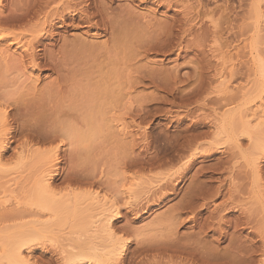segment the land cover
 <instances>
[{"label": "bare ground", "instance_id": "bare-ground-1", "mask_svg": "<svg viewBox=\"0 0 264 264\" xmlns=\"http://www.w3.org/2000/svg\"><path fill=\"white\" fill-rule=\"evenodd\" d=\"M2 1L3 0H0V70L1 71L3 70L4 74H6L7 71L5 72V69H15V71L18 72L19 78L23 77L21 79L22 81L25 78L24 79L25 81L31 80V82L28 81L29 84H27L28 82H25V81L21 82L20 87L17 86V88L14 89V91H16L14 93V96H16L15 98L14 96H9L7 94L2 95V96L0 95V139L4 138L3 134L5 133L8 137V139L3 144V146L0 147V161L10 141L11 140L14 141V139L17 136L18 137L21 136V134H23L24 131L27 130V128L30 129L29 131H31L30 133L32 134V137H35L38 140V143H41V144L48 143L50 142V140L52 141L55 139L57 140L58 138V146H56L53 149H49V150H45V149L42 150L40 148L33 149L28 144L23 143L20 147L18 155L20 157H23L25 155L34 157L38 160V164H39L38 169H37L38 175L36 174L37 175L36 179L33 180L32 185L27 190V194H26L28 201L30 200V204H28L29 202L26 204L30 206H34L36 210L39 212L40 211L49 212L51 216L54 218V222L52 223L51 221L53 227L54 226L60 227L61 224L66 225L68 233H67L66 238L64 239L65 244L62 245V244L56 243L52 238H50L47 235V229H50L52 225L51 226L49 225L50 227L46 225L35 224V223H30L29 227H27L24 224L22 225L19 224L18 226L16 224L15 225L14 224L13 225L12 224L3 225L2 222L4 219H0V264H120L121 261H126V264H151L150 261L156 262V260L154 259L157 256H159L161 259L162 257L163 259H165L164 256H167L166 257L167 259H171V257L174 256V254L178 255V253H180L178 252L180 251L179 249L180 247L186 249L183 252L184 257H182L183 259L185 258V260L182 259L183 261H186L185 264H198V259L202 261V264H216V263L218 264L219 261H222V264H228V263L232 264L233 262L235 263L236 261L240 262L239 264L241 263L243 264V262L245 261L247 262V260H245L244 257L248 258L249 260L248 264H251L252 261L249 259V256L247 257V254H244L245 255L244 257L240 256L242 254L237 255L235 253L234 255H229L230 253L228 254V251H227L226 253L228 255L226 257V254L224 253L223 255L219 256L218 252L216 251L212 252L213 250L209 249L210 251L205 252L204 255H202L203 253L200 251L201 254L198 256L199 251L197 247L193 246L194 248L192 247L191 249L188 246H179L177 245V241H176L178 239H175L176 244L171 241V238L170 239L168 238L169 239V241L167 240L168 243L161 244V242L160 243H157L156 241L154 242L153 241L154 239H152L151 241V238H147V236L149 235L145 236L146 234L145 235L140 234L138 230L136 231L135 229H133L131 225L130 226L126 225L124 227H118L117 221H120L121 219L126 218L128 213L131 216H133V214L136 215L139 211H144L145 209L147 211L148 207L147 205L146 207L140 206V202L137 203L134 200L131 201L133 205L131 208L122 207V205H124L128 201H126L124 198L121 197L120 191H118L117 189L111 186H110V189L109 188L106 189V193L108 195L104 199H100V197L99 199L97 197L96 198L94 197L93 199H91L92 202L90 200H88L90 202H87L86 199H85L86 200L85 202V200H83L85 194L82 195L70 189L64 195H62V197L55 198V196H57L58 194L55 193L54 187L52 185V182H54V180L57 177L64 175L62 182L67 183L68 186L70 184L71 185L87 184L89 188H93L96 185L97 187L103 186V184H100L101 181L99 182L97 179H93L91 177L92 174L78 175L79 173L77 171H73V169L71 171L70 168H69L70 171L67 169L68 171L67 172L65 171V173L63 170L60 171L61 167L59 166V164L61 162V159L58 156V154L61 151V147L66 144L65 142H67L69 147L74 146V148L75 147L78 148V145L82 146L81 145V143H83L82 141L85 142L86 139H87V142L88 140L90 141L89 142L90 145L91 143L96 144V142L94 143V141L95 139H98L100 136L97 138L95 137L102 133H104V135L102 136H105L108 139L109 138L114 139V137L116 138L125 137V136L128 137V135H130L131 137L133 134L131 135V133H128L129 131H126L129 128L128 127L129 125L126 126L125 124L124 126L123 120L125 119L130 120V123H132L131 127H133L132 130L134 129L135 131V136L136 135L140 136L142 139L141 138L139 139L142 142L143 141L145 142L146 140L145 130L146 129L145 127H141L140 124L144 123L143 121L148 117V115L150 116V110L148 108L151 107V104L152 105L154 104L152 103L153 100H155L154 101L155 104L157 101H158L157 103L163 104L165 102L168 103L167 101L168 97H171L173 100L170 101V103L175 106L177 103L174 100L175 98L179 97V99L183 101L184 103L191 102L192 104V102L194 103L198 102V99H199L198 97L199 96L201 97L204 91L212 92V91H209V87L210 85L212 86L213 82L211 81V79H207L205 75L206 70H208L207 67L211 66L209 64L210 62L208 61L206 63L205 61H203L204 64H201V67H200L201 70L199 69L200 71H198L197 69L198 59L196 60L195 58L196 56H198V48L200 46H198V42L192 43L191 42L192 40H191L189 43L190 39L186 40V38L191 35L192 28L195 25L196 26L198 25V21H197V24L194 23L195 25H190L188 23L191 21L193 22L197 20V18L199 17L200 11L198 10H196V12L194 11L195 12L194 15H191L190 17L188 16V18L185 16L184 17L185 19L182 20V22L184 21L183 23L179 19L177 20L173 19L171 22H168V23L165 22V23L153 25L152 22L150 23L149 21H147L146 18H143L145 19L146 22L144 20H142L144 21L142 22L139 19L135 18L134 15L132 14L133 11H130L131 9L125 10V9L120 8L118 9V12L116 14L115 13L116 8L114 9L115 10L114 12L112 10L113 9L112 6L109 5L111 6L110 11H109L107 8L108 5H105V3L104 4L100 3L102 2V0L100 1L99 0H39L35 6H32V8L30 7L31 3H29L31 1L24 0V6L27 3L25 7L23 6V4L21 5V8L23 7L25 8L24 12L23 10H21V8L18 10L15 9L16 11H18L17 14L22 13L23 14V15L21 14L22 16L17 15L15 11V14H12L13 17L11 15H8L7 18H3L5 16H3V14L1 15V13L5 8L4 6H2ZM19 1H17V4L19 3ZM137 1L141 4H144L145 2H147L146 0H137ZM170 1L169 0H154V2L157 4H160L161 2L170 3ZM14 2L16 3V1ZM21 2L23 3V1ZM174 2H177V1L174 0ZM195 2L197 6L201 5L200 4L201 0H196ZM81 5H83V7H81ZM90 5H96V6L93 7L92 11H85V9L90 7ZM254 5L256 6L257 4L254 3ZM28 6L31 9L33 8L36 9L35 11H33L34 12L32 13L33 15H30L32 10H30ZM255 6L253 9H255ZM17 7H20V5L19 6L17 5ZM195 8H198V7H195ZM189 14L190 13H187L186 15H189ZM255 14L257 16L256 12ZM16 15L18 17H16ZM9 16H11L10 19L8 18ZM69 22H71L70 24L71 27L74 23H76L75 27H77L78 24H82L81 22H86L85 24L89 23L91 26H94L93 27L94 29H96L97 27V29L101 30L102 32L104 31L106 32L108 31V29H110V34H109L110 36L108 38L109 40L108 44H103V45L96 44L95 45L92 43H88L86 41L73 40L75 45L73 44L69 48L68 53L66 49V53H65V54H68L67 57L69 58L68 59L69 61H71V57H69L70 55H73V53L76 55V56L73 55V57H75L74 60L77 63L76 64L77 66L75 65L76 66L75 72L76 71L79 72L80 77L84 79L82 80V82H84V84L82 85L85 86L84 90H88L87 93L85 92L86 94L84 95H86L85 98H87L86 100H88L89 102L88 104L90 108L89 109L87 108L88 113H86L85 111L86 109H85L84 113L83 111H81V114L84 115V117L82 116V118H85V115H86V120L92 118V121L89 122L88 120L87 121L88 123L85 122L86 123L85 127L87 128V131L85 130L84 134L82 133V131L81 133L80 131L77 132L76 127L75 129L74 127H72L71 124L73 122L71 124L68 123L69 117L73 116L72 115L73 113H70L74 111V110L71 111L73 109L72 103L74 101L75 102L77 101L76 99L77 97L78 98L80 97V96H77L79 93L77 87L75 89H77L78 93L73 92V91L72 93L67 92V91L64 92L62 89L59 88L61 85L56 80L53 82L49 81L48 83H45L43 87L39 88L37 87V85H35L36 81L38 80V75L35 78H33L34 76L32 72L33 70H37V69L40 70L42 67L44 70V66H47L46 67L47 69L50 68L48 66L52 67V64H53L52 61L54 57L51 56V54H49L50 52L48 53L47 50L43 52V49L44 48L46 49L47 44L51 42H53L52 45H55L57 41H60L59 36L56 37L58 32L54 31V25L57 23L58 26L56 27H59V28L61 27V28H64V30H67L69 27L68 26ZM210 24L213 28H215V25H216L215 22L211 21ZM21 25L22 26L28 25V27L23 26V29H22ZM20 26L22 30L21 29L17 30L16 28L17 27L19 28ZM24 27H27V28L24 29ZM101 31L99 32L101 33ZM47 40L50 42L47 43L48 42ZM66 46H64V48ZM38 47H39V50H38ZM40 47H43V48H40ZM40 49L42 50V52L40 53H44L46 54V56L49 55V57L45 60L44 63H41L40 60L37 59L41 55L40 53H38ZM182 50H184L185 54L188 51L187 52L188 55L190 51L195 50L192 52H194L195 54V55L193 54L195 56L193 59L197 61V64L194 65L195 68L194 67L191 68L188 66L192 71L191 74L187 73V75H185L184 73L183 75L182 74L180 75V73L178 72V69L181 66L177 67V69L173 68V67H176L177 65L173 66L172 67L173 69L172 68L165 69V68H162L163 66L162 64H158V62L154 60L153 58L152 59L154 61L148 60L149 59L148 55L162 56L163 58L164 56H168L169 53L171 52L174 53L175 51H177V54H176L177 57H180V54H181L180 52H182ZM209 51L211 54L215 52V50L212 51V49H209ZM76 57H77V60H76ZM211 57L215 59L216 56L212 55ZM55 59L56 58H54V60ZM193 59L192 60L190 59L191 63L193 62ZM57 61L59 60H56V62ZM56 62H54L55 63L54 65L59 63V62L58 63ZM199 65H200V62H199ZM72 66H70V68H72ZM67 67L69 66L67 65ZM70 68H68V70ZM3 72H1L2 76L4 75ZM237 73L238 72L235 69V76L237 75ZM221 74L216 73L214 74V76L220 80L221 77L223 76ZM232 75L233 74H231V77ZM72 76H73V73H72ZM1 77H0L1 79L0 83L2 84L7 83V85L9 83L14 84V82L5 81L4 80L5 78L3 77L1 78ZM217 79L215 81L214 79H212L214 81V84H216L215 82L217 81ZM185 81L187 82L186 85H184L185 83H183ZM24 83H26L27 85L25 84L26 86H22V84ZM226 83L225 81L221 79L218 82V87L217 88L216 86H213V87H215L216 90H218V92H220L221 90L229 92L228 90L229 83L227 85ZM179 84H182V87L183 85L184 87L186 86V89L188 87L187 91L185 92L186 89L180 90ZM136 86L138 87L147 86V88L153 87L157 89L159 92L160 91L164 92L165 96L164 97H161V95L160 97L157 96L159 99L156 96H154L155 94L154 95L145 94V95H139L140 97H135L133 96V94H131V89L132 90L135 89ZM79 87L82 88V86H79ZM257 87L261 88V85H258ZM257 90L258 88L255 87V92ZM255 92H252V93L255 94ZM257 92H256V96L254 95L255 98L253 96V101L254 99L257 98V100H259L258 107L260 108L264 104V101L263 102L261 101L262 91H257ZM220 93H224V92H220ZM250 95L248 96L249 98H251ZM81 97L82 99L84 98L82 95ZM107 102L108 104L111 105V107L109 106L110 109H108V112H106L107 110L105 111L104 109V105ZM136 102H138V104ZM247 103L248 102H245L244 105ZM67 104H69L70 106L69 110H68ZM135 106L137 107L139 106L138 109L135 108ZM224 106H226V104H223V107ZM242 107L243 105H238L233 110L227 109L223 111L221 115L216 114V117H215L216 119L213 118L214 121L212 122V127L214 126V129H215L213 130L214 133L210 131L213 134L211 138L214 141L210 145L208 144L210 146V149L208 148L209 149L208 153L206 152L207 154L204 153L203 155L210 156L212 153L221 152V149L225 147L224 144L228 142H231L233 144V145H230L229 143L230 146H233L232 147L233 150L235 149V150L240 151L242 142L247 140L251 144V147H253L252 151L248 155V163H249V166L251 167L250 170L252 171L253 175L256 178H259L262 173L260 161L264 159V150L260 149V144L258 145L257 143H259L258 135L261 136L259 132L262 130V128H264V125H263L264 122L258 121L260 119L259 118L257 119V122L255 121V124L252 125L251 121L247 119L248 118L246 115L247 113H245ZM78 108H80V105ZM262 109H263L261 110V112L263 113L262 117H264V108ZM80 110L78 109V111ZM75 114H76V110H75ZM255 115H257L258 117V114H255ZM65 117L68 118L67 121L66 119L64 120ZM82 118L80 117V119ZM60 119H63L64 122L62 123ZM78 119L79 118H77L76 120ZM147 119L149 120V118ZM72 120L73 119L71 117L70 121ZM177 122L180 123L181 120L178 119ZM75 123H74V126H75ZM13 124H17L19 125V127ZM38 125L39 126L43 125V127L44 125H46V128L48 130L46 131L45 129L43 133L39 132V130L38 132H36L37 130L35 129L37 127L35 126H38ZM199 125H198V122H194L189 127V130L186 129L188 130L186 131V133L187 132L191 133L192 131L194 133L195 130L198 129ZM146 128L148 127L146 126ZM129 130L131 129L129 128ZM141 130L142 132H140ZM211 133L209 135H211ZM242 133H244V135H242ZM201 134L206 135L205 133H201ZM197 135H195V133L193 135L191 134L190 136L188 135L189 137L188 139L190 140L186 139L185 142L183 141V143L179 145L178 147L175 146V147L170 148V150L172 152H175L179 156V158L186 154H189L188 156L190 157L188 158L187 160L188 162L187 164H185V167L182 168V172L177 176L179 178L178 180L177 179L175 180L177 182H175L174 180L172 181H174L175 183H172L171 181L172 184L166 182V184L159 190V195L157 194L158 195L157 198L154 199V202L157 201L156 203L153 202L154 204L161 205L163 203V200L166 197V194L171 195L170 190H172L171 192L173 196L176 195V188L178 186V183L180 182L182 183L184 179V174L195 164L196 160L198 159L197 155L200 149H199V146L195 144L197 140L196 139ZM203 135L201 137H203ZM135 136L132 137V139L135 138ZM183 139H185V136ZM135 143L136 142H134V144H132V146L130 147L126 145L128 147L126 149L121 147V149H124L123 154H126L125 156H127L125 160L126 161L125 167L127 169L134 170V168L137 169V167L153 166L156 163H159L161 161V159L160 160L159 159H150V160L147 159L146 160L145 159L146 157L145 158L141 157V155L142 156L146 155L150 148L148 147L147 143L146 145H143V146H139L138 144L136 145ZM135 145L136 147L137 146L138 147L135 148ZM78 150L76 149V152L74 150V152L72 153L70 151L67 157H69L71 160L74 156H76L77 159L80 160V163L83 165L85 161L82 160L83 154L81 153L82 151H87V150H83V147H82V149L79 150V153H77ZM201 153H202V150H201ZM94 180H97V181H94ZM200 186H202V184ZM200 186L198 187V184L195 185L194 189L192 190L190 189L191 191L187 193V195L185 194L186 196H183L182 209L179 210V208H177V210L181 212L182 210L186 208L193 207V205L196 204V201L199 200L198 198H201L200 196H203L204 194H208L211 191L207 189L209 187L207 188L205 187V184L203 185L204 187H200ZM220 188L217 187L214 191L212 190L213 194L215 195L220 194V191H219L221 190ZM81 196H83V198ZM122 199H124L125 201H122ZM149 202H150V199L149 200L146 199L145 203H149ZM117 209L120 212H122V210L125 209L126 212L124 213L123 216H117L114 214L115 210ZM231 210L233 211L234 208H232ZM26 213L31 214L35 212L32 210V208H30L28 211H26ZM229 213L230 212L226 214H229ZM179 216H180V213H178L174 217H171L170 224H172V226L177 223L178 221L177 217ZM222 218L219 219V222L223 220ZM49 220H51V217ZM189 221L190 220L187 219L185 221L177 223V225L185 224V223H188ZM134 222H135L134 219L131 218L129 224H133ZM193 223H195V221H193ZM223 224L226 225L224 228L225 230L226 228L230 227V223L228 222H223ZM248 224H249V219L243 218L242 220L239 219V221H236L233 227L237 229L239 226L244 227V225H248ZM114 225L115 227H113ZM175 227L177 226H174L173 229H171V231L174 230ZM261 227L260 228L262 229V231L259 230V232L260 231L261 233L263 232V235H264V225ZM224 229L222 230L223 233L219 235L220 237L226 236L224 234H226L227 232ZM257 232H258V229H257ZM114 233L116 234V236H119L120 233H126V234L132 233L133 240H135V246L131 248L133 244V240L129 238L128 236L123 239H118V238H114ZM139 236H140V239H137ZM178 241L180 242L181 240H178ZM190 245L191 244H189V246ZM176 246H179L177 247V249L179 250H176ZM38 249L44 252H50L52 253V255L54 254L55 256L54 257L55 259H53L54 262L52 259L45 262L44 259L42 258V255H40L39 257L34 256V253ZM168 252L170 253V255H168ZM177 255L176 257H178ZM224 256L226 258H223ZM222 258L227 263L226 262L224 263ZM261 263L264 264V259H263V262ZM152 264H155V263H152ZM244 264H247V263H244Z\"/></svg>", "mask_w": 264, "mask_h": 264}, {"label": "rangeland", "instance_id": "rangeland-1", "mask_svg": "<svg viewBox=\"0 0 264 264\" xmlns=\"http://www.w3.org/2000/svg\"><path fill=\"white\" fill-rule=\"evenodd\" d=\"M14 1H16V3ZM17 1L19 0H3L2 1V6H4L5 8L1 13V15L3 14V16H5V17L2 16L3 18H7L8 15L12 16V14H15V11H16L15 9L17 10L20 9L22 4L24 6V0H20L18 4H17ZM21 1H23V3ZM30 1H31L29 2L31 3L30 7L32 8V6H35L39 0H30ZM136 1L137 0H102V2L100 3L101 4L105 3V5H108L107 8L109 11H110V7L112 6L113 8L112 10L114 12L116 10L115 12L116 14L118 12V9L120 8L125 9V10L131 9L130 11H133L132 14L134 15L135 18L139 19L140 21L142 20L145 21V19L143 18H146L147 21H149L150 23L152 22L153 25L165 23V22L168 23V22H171L173 19H176V20L179 19L182 22V20L185 19L184 18L185 16L188 18V16L190 17L191 15H194L196 10L200 11L199 17L197 18V20L193 22L191 21L188 23L190 25H195L194 23L197 24V21H198V25H197L198 27L195 25L193 27L194 29L192 28L191 30L192 33L190 36L188 35H187L188 37L186 36L187 37L186 40L190 39L189 43L191 40H192L191 41L192 43L198 42V46H200L198 48V56H196L195 58L196 60L198 59V68H197L198 71L201 70L200 67H201V64H204L203 61H205L206 63L208 61L210 62L209 64L211 66L208 65L210 68L207 67L208 70H206L205 75L207 79H211V81L213 82V84L211 83L212 86L210 85L209 87V91H212V92L204 91L201 97L200 96L198 97L199 98L198 102L197 103L192 102V104L191 102L184 103L183 101L179 99V97L175 98L174 101L177 103L176 105L178 107L176 105L175 107L174 105L170 103V101L173 100L171 97H168V100H167L168 103L165 102L163 104L157 103L158 101L155 104L154 102L155 100H153L152 103L154 104L153 105L151 104V107L149 106L151 109L148 108L150 110V116L148 115L147 117L149 118V120L146 118L147 121L145 119L143 121L144 123L140 124L141 127H145L146 129L145 130V135H146L145 142L144 141L142 142L139 139L141 138L140 136L138 135L135 136V131L134 129L132 130L133 127H131L132 123H130V120L128 119H125L123 121H124V126L125 124L126 126L129 125L128 127L131 130H129L128 128L126 131H129L128 133H131V135L133 134L131 137L130 135H128V137L127 136L120 137V138L114 137V139L112 138L108 139L107 137L102 136L104 135V133H102L95 137L97 138L100 136L98 139H95L94 143L96 142V144L91 143V145L93 144L91 146L89 144L90 141L88 140L87 142V139H86L85 141L86 143L82 141L83 142L81 143L82 146L78 145V148L77 147L74 148V146L69 147L67 142H65L66 144L64 143L65 145L61 147V151L58 154V156L61 159V162L59 164V166L61 167L60 171L63 170L65 173V171L67 172L70 168L71 171L72 169L73 171H77L79 173L78 175H89V174L93 175L94 174L93 176L91 175V177L93 179H97L99 182L101 181L100 184H103V186L97 187L96 185L93 188H89L87 184H82V185H77V184L71 185L70 184L68 186L67 183L62 182L63 177H64L63 175V176L57 177L54 180V182H52L54 191L56 194H58L57 196H55V198L62 197V195H64L70 189V190L75 191L76 193H80L82 195L85 194L84 198L83 196H81L83 200L86 199L87 202H90V201L92 202L91 199H93L94 197L95 198L97 197L98 199L99 197L100 199H104L105 197H107L108 194L106 193V189L108 188L110 189V186H111L117 189L118 191H120L121 197L124 198L126 201L129 202V201L134 200L137 203L140 202V206L146 207L147 205L148 207L147 211L146 209L144 210L146 212L139 211L136 215L133 214V216H131L128 213L126 217H130V219H126V218L121 219L120 221L122 223H117L118 227H124L126 225H129V226L131 225L132 228L135 229L136 231L138 230L140 234H143V235L146 234L145 236L149 235L147 236V238H151V241L152 239H154L153 240L154 242L155 241L157 243L161 242V244L168 243L167 240L169 241L170 238L173 243H175V239L181 240L180 242L176 240L177 245L188 246L191 249L193 246L197 247L199 251L198 256L201 254V252L203 253L202 255H204L205 252H208L210 250H213L212 252L214 251L218 252L219 256L223 255L224 253L226 254V257L229 253H230L229 255H234V253L237 255L242 254L240 256H243V257L245 256L244 254H247V257L249 256V259L252 261L251 264H262L261 262H263V259H264V235H263V232L261 233L262 231L261 226L264 225V215H263L264 214V159L260 161L262 173L259 178H256L253 175L252 171L250 170L251 167L249 166V163H248V155L252 151L253 147H251V144L247 140L242 142L240 151L235 150V149L233 150L232 148L233 146H230L233 144L231 142H228L224 144L225 147L222 148L221 152L219 153L215 152V153H212L210 156H205L203 154L208 153V150L210 149L209 145L214 141L211 138V136H213L212 133H214L213 130H215L214 126L212 127V122L214 121L213 118L216 117V114L221 115V113L227 109L233 110L238 105H243L242 109H244L245 113H247L246 114L248 117L247 119L251 121L252 125L255 124V121L257 122V119L259 118L260 119L258 121L264 122V117H262L263 113L261 112V110H263L262 108H264L263 107L264 104L262 105V107L259 108L258 107L259 100H257L256 98L254 99L255 102L253 101V96L254 95L256 96L257 91H262L261 97L263 98V100L261 98V101L262 102L264 101V70H262L264 69V65H262V60H264V0H255V1L254 0H201L200 4L202 6L201 5L197 6L195 2L196 0H186V1L176 0L177 2H174V0H171V1L169 0L170 3L161 2L160 4L155 3L154 0H146L148 3L145 2L144 4H148L149 8L141 7L139 8V10L134 5H144V4H141L138 1L137 2ZM254 3L257 4L256 5L257 7L254 5ZM17 5L18 6L20 5V7H17ZM254 6L256 10L253 9ZM195 7H198V8H195ZM23 8H21V10H23L24 12L25 8L24 9ZM31 8L30 10L32 11L30 15H33L32 13H34L33 11H35L36 9L33 8L34 9L33 10ZM17 12L18 11H16V14ZM255 12L257 13V16ZM187 13H190V14L186 15ZM21 14L22 13H18L17 15L22 16L23 14L22 15ZM17 15L16 17H18ZM11 16H9L8 18L10 19ZM211 21L216 23L215 28L211 26L210 24ZM81 23L82 24H78L77 27H75L76 23H74L71 27L70 26L71 22H69V25H68L69 27L67 30H64V28H61V27L60 28L56 27L58 26V24L56 23L57 25L56 24L54 25V31L58 32L56 37L59 36L60 41L56 42L57 45L56 44L52 45L53 42L49 43L50 41L47 40L48 41L47 43H49L50 45L47 44L46 46L47 48L43 49V52L47 50V52L48 53L50 52L49 54H51V56H53L56 59L54 60L53 58V61H52L53 64L51 63L52 67L48 66L50 68L47 69L46 68L47 66H44V70L42 67L40 70L37 69V70H33L32 72L34 76L33 78H35L38 75V80L36 81L35 85H37V87L39 88L43 87V85L45 83H48L49 81L53 82L57 80V82L61 85L59 88L62 89L64 92L65 91L70 92V93H72V91L77 92V89H78L79 93L77 92L78 95L77 94L76 95L80 97L82 95L84 97L83 98L84 100L82 99V97L81 98L77 97L76 98L77 101L76 102L74 101L72 103L73 109L71 111L73 110L74 111L70 113H73L72 114L73 116L71 117L75 121L73 120L70 121L71 117H69V120L68 118L65 117L64 120L65 119L66 121L68 120L69 124L73 122L71 124L72 127H74V129L76 127L77 132L80 131L81 133L82 131V133L84 134L85 130L87 131V128L85 127L86 123H88L87 121L88 120L89 122L92 121V118H90V116H89L90 119L86 120V115H85V118H82V116L84 117V115L81 114V111H83L84 113L85 109H86L85 110L86 113H88L87 108L88 109L90 108L88 104L89 102L88 100H86L87 98H85L86 95H84L87 93L88 90H84L85 86L82 85L84 84V82H82V80L84 79L80 77L79 72L77 71L75 72L76 70L75 67L77 66L76 65L77 63L75 62L74 60L75 57H73V55L74 56L76 55L74 53L73 55L69 54L70 55L69 57H71V61H72L71 62L68 60L69 59L67 57L68 54H65V53H66V49L68 53L69 48L73 44L75 45L73 40L86 41L88 43H92L95 45L96 44L97 45L108 44V41H109L108 38L110 36L109 35L110 29H108V31L106 32L105 31L102 32L101 30H98L97 27L96 29H94L93 28L94 26H91L89 23L87 24H85L86 22H81ZM21 26L19 28L17 27L16 29L20 30ZM23 26L28 27V25H23ZM23 26H22V29H23ZM27 27H24V29H26ZM99 31H101V33ZM60 36L62 39L60 38ZM62 45L64 46L67 45L68 48L67 46L64 48V46ZM40 48H43V47H40ZM209 49H212V51L215 50V52L211 54ZM38 50H39V47H38ZM192 51H195V50H192ZM192 51H190L188 55L187 53L188 51L185 54L184 50H182V52H180L181 53L180 57H177L176 55L177 51H175L174 53L171 52L168 54V56H164L163 58L162 56L148 55L149 56L148 60L149 61L153 59L156 60L158 64H162L163 65L162 68H165V69L167 68L171 69L175 65L177 66L173 68L177 69V67L181 66L179 68L180 71L178 69V72L180 73V75L181 74L183 75L184 73L185 75H187V73L191 74L192 72L189 67L195 68L194 65L197 64V61L193 59L195 57L194 56L195 54ZM40 52H42L41 49L40 51H38V53ZM212 55L216 56L217 58L216 57L215 59L212 58L211 57ZM46 57L48 58L49 55H47ZM190 59L191 60L193 59L192 63ZM56 60H59V61L56 62ZM76 60H77V57H76ZM194 60L196 61V63ZM54 62L56 63L59 62V63L54 65L55 64ZM199 62H200V65H199ZM67 65L69 67H67ZM70 66H72V68H70ZM186 66L187 67L189 66V67L187 68ZM233 67L238 72L236 76H235V69ZM68 68L70 69L68 70ZM1 72H3V70L2 71L0 70V75L2 76ZM5 72L6 74H4L3 72L4 75L2 76L3 78H5L4 80L12 81L14 82V84L9 83L7 85V83L6 84L0 83V93H2L0 95L2 96V95L7 94L9 96H14V93L16 92L14 91V89H16L17 86L20 87L21 82L25 81L24 80L25 78L22 81L21 79L23 77L19 78L18 72L15 71V69H5ZM72 73H73V76H72ZM216 73L217 74L222 73L221 75H223L222 76L223 78L221 77V79L225 81V83L227 82L226 85L229 83L228 84L229 92L221 90L220 92H224V93H220L218 92V90H216V88L218 87V82L221 80V79L220 80L217 79V77L214 76V74ZM231 74H233L232 77H231ZM212 79H214V81L217 79V81L215 82L216 84H214V81ZM28 81L31 82V80H28ZM28 81H25V82H28ZM183 83H185L184 85L187 84L186 81ZM25 84L26 83L22 84V86H26L27 84H29V82L26 85ZM257 84L261 85L262 89L259 88L260 86L257 87L258 86ZM184 85L182 87V84H179L180 90L186 89V86L184 87ZM79 86H82V88ZM144 86L143 87L139 86L141 88L136 86L135 89H133L135 91L131 89V94H133V96L135 97H140L139 95H145V94H153V95L155 94L154 96L156 97L157 96L160 97V95L161 97L165 96L164 92H161V91L159 92L157 89L153 87L147 88V86L146 87ZM213 86H216V88ZM76 87L77 89H75ZM255 87L258 88L256 92H255ZM187 89L185 90V92L187 91ZM252 92H255V94H253ZM249 95L251 98L248 97ZM15 97L16 96H14V98ZM245 102H248V103L244 105ZM136 103L138 104V102ZM223 104H226V106L223 107ZM79 105H80V108H78ZM109 106L111 107V105L108 104V102L104 105L105 111L107 110L106 112H108V109H110ZM67 107L69 110V107H70L69 104H67ZM138 107L135 106V108L137 109ZM158 107L160 110L158 109ZM78 109L79 110L81 109V110L78 111ZM75 110H76V114H75ZM255 114H258V117ZM78 116H80L82 119H80V117ZM77 118L79 119L76 120ZM178 119L181 120L180 123L177 122ZM60 120L62 121V123L64 122L63 119H60ZM194 122H198V125L200 124L199 125L200 128L198 126V129L195 130L194 132L195 135L198 134L197 135L198 137L196 136L197 140L195 142V144L199 146V149H200V151L198 149L199 151L197 155L198 159L196 160L195 164L184 174V179L182 183L181 182L178 183V186L176 188V195L173 196L171 192L172 190H170L171 195L166 194V197L163 200V203L161 205H156L154 203H156L157 201L154 202V199H156L157 196L159 195V190L166 184V182L171 183L172 180L174 181L176 179L178 180L179 178L177 176L182 172V168H184L185 164H187L188 162L187 160L190 157L188 156L189 154L183 155L179 158V156L175 152H172L170 148L175 147V146L178 147L179 145L183 143V141L185 142L186 139L190 140L188 139L189 138L188 135L190 136L191 134L193 135L194 133L193 131L191 133L190 132L186 133V131L189 130V127ZM74 123H75V126H74ZM13 125H16L19 127V125L17 124H13ZM146 126L148 128H146ZM35 127H37L35 129L37 130L36 132H38L39 130V132L43 133L45 129L46 131L48 130L46 128V125H44V127L43 125H40V126L38 125ZM29 130L30 129L27 128V130H25L24 133L21 134V136L19 137L17 136L14 139V141L11 140L12 142L10 141V143L8 144L5 150L6 152L4 151L1 157L0 164L2 166L0 165V219H4L2 222L3 225H11V224L15 225L16 224L18 226L19 224L20 225L24 224L27 227H29L30 223H35V224L46 225L50 227L52 223L54 222V218L51 216L49 212H46V211L39 212L36 210L34 206L28 205L30 204V200L28 201V198L26 195L27 190L31 187L33 180L36 179V176L38 175V170H37L39 166L38 160L34 157L26 156V155L23 157H20L18 155V152L23 143L28 144L33 149L34 148H40L42 150L43 149L45 150L53 149L56 146H58V138L57 140L56 139L53 141L50 140V142L48 143L41 144V143H38V140L35 137H32V134L30 133L31 131ZM140 132H142V130ZM201 133H205L206 135L207 134L208 135L206 136ZM210 133L211 135H209ZM259 134H261V136L258 135L259 143L257 144L258 145L260 144V149L264 150V128H262ZM202 135L203 137H201ZM134 136L135 138L132 139V137ZM184 136H185V139H183ZM134 142H136L135 144L136 145L138 144L139 146L146 145L147 143L148 147L150 148L147 154L143 156L141 155V157H144V158L146 157L145 158L146 160L147 159L148 160L150 159L160 160L161 159V161L159 163H156L153 166L137 167V169L134 168V170L127 169L125 167V162H126L125 160L127 156H125L126 154H123V150L132 146ZM136 145H135V148L138 147V146L136 147ZM114 146H116L117 149ZM82 147H83V150H87V151H82L81 153L83 154L82 160L85 161L83 165L80 163V160H78L76 156H74L71 160L69 157H67L70 151L71 153L74 152V150L76 152V149L77 150L79 148L82 149ZM121 147L124 149H121ZM79 150L77 151V153H79ZM201 150H202V153H201ZM84 155L86 158L84 157ZM97 180H94V181H97ZM174 181H172V183L177 182V181L175 182ZM197 184H198V187L201 184L202 186L200 187H204L203 185L205 184V187L206 188L209 187L207 189L211 191L208 194H204L203 196H200L201 198H198L199 200L196 201V204H194L193 207L186 208L182 210L181 211L182 213H181L179 210L182 209L183 196H186L187 193H189L192 189H194L195 185ZM217 187H219L221 190H219L220 194L215 195L213 194L212 190L214 191ZM239 189H242L243 191L242 192L238 191ZM154 191L156 192V194ZM124 199H122V201H125ZM146 199L147 200L150 199V202L145 203ZM231 207L234 208L233 211L231 210L232 209ZM30 208H32V210L35 213H31V214L29 213L30 215L26 213V211H28ZM177 208H179V210H177ZM226 210L227 211L229 210L228 212L230 213L226 214L228 213ZM122 212L125 213L126 210L124 209L122 210ZM176 213L177 214L180 213V216L177 217V220H178L177 223L185 221L187 219L190 221L188 223L180 224V225H177L176 223L172 226V224H170V219L171 217H174L175 215H177ZM50 217H51V220H49ZM131 218L134 219L135 221L133 224H129ZM220 218L223 219L222 220L223 222L230 223V227L226 228L225 230L224 228L226 225H224L222 221L219 222ZM238 218L240 220H242L243 218H248L249 224L244 225V227L239 226L237 229H235L233 225H235L236 221H239ZM193 221H195V223H193ZM168 226H170L171 228ZM174 226H177V227H175L174 230H172L173 231L172 232L171 229H173ZM54 227L52 225L50 229H47V235L50 238H52L56 243L62 244V245L65 244L64 239L66 238L67 233H68L67 226L61 224L60 227L59 226L58 227L54 226ZM256 228L258 229V232ZM223 229L227 232L226 234H224L226 236L220 237L219 235L223 233L222 231ZM259 230L261 231L259 232ZM149 232H151L152 234ZM120 234L123 235V238H126L128 236L129 238L133 240L132 233L131 234L120 233ZM137 239H140V236ZM189 244L191 245L189 246ZM134 246H135V240H133V244L131 248H133ZM179 246H176V250L180 249V251H178L180 252L178 253V255L174 254V256H172L171 259H167L166 258L167 256H164L165 259H163V257L161 259L159 256H157L154 259L156 260V262L150 261L151 264L152 263H155V264H185L186 261H183L185 260V258L183 259L182 257H184L183 252L186 249L181 248V247L177 249V247ZM227 251H228V254L226 253ZM40 255H42V258L44 259L45 262L51 259L52 260L55 259L54 254L52 255V253L50 252H44L38 249L34 253V256L39 257ZM168 255H170L169 252H168ZM176 255L179 257V259L178 257H176ZM226 257L224 256L223 258H226ZM244 259L247 260V262L245 261L243 262V264L244 263L248 264L249 263L248 258L244 257ZM223 262L225 263L226 261H224L223 259ZM236 262L235 263L233 262V263L234 264L240 263L238 261ZM219 263L222 264V261H219L218 264ZM198 264H202V261L199 259H198Z\"/></svg>", "mask_w": 264, "mask_h": 264}, {"label": "snow or ice", "instance_id": "snow-or-ice-1", "mask_svg": "<svg viewBox=\"0 0 264 264\" xmlns=\"http://www.w3.org/2000/svg\"><path fill=\"white\" fill-rule=\"evenodd\" d=\"M95 6L96 5H90V7L86 8L85 11H92L93 7H95ZM134 6L139 10V8H141V7H145V8L148 7V4L134 5ZM81 7H83V5H81ZM37 59H39L41 63H44L45 60L47 59L46 54L41 53L40 57H38ZM262 65H264V60H262ZM3 135H4V138L0 139V147H2L3 144L6 142V140L8 139L6 133L3 134ZM242 135H244V133H242ZM238 191L242 192L243 190L239 189ZM132 206L133 205H132L131 201H129V202L125 203L124 205H122V207H126V208H131ZM114 214L117 215V216H123L124 215V213L120 212L118 209L115 210ZM126 219H130V217H126ZM117 223H122V222L121 221H117ZM113 227H115V225ZM114 238L123 239V235L120 234L119 236H116V234L114 233ZM120 264H126V261H121Z\"/></svg>", "mask_w": 264, "mask_h": 264}]
</instances>
